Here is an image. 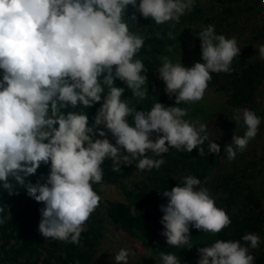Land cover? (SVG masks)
Instances as JSON below:
<instances>
[{
	"label": "clouds",
	"instance_id": "1",
	"mask_svg": "<svg viewBox=\"0 0 264 264\" xmlns=\"http://www.w3.org/2000/svg\"><path fill=\"white\" fill-rule=\"evenodd\" d=\"M128 6L135 9L130 17ZM193 7L194 0H0V185L9 195L23 187L43 204L38 229L46 239L79 244L86 222L100 204L92 185L102 182L105 160H111L114 172L134 161L136 169L150 171L165 163L162 154L170 148L187 153L199 149L200 156L206 155L202 146L209 141L207 125L185 119L189 109L178 105L201 101L211 73L234 70L232 62L241 51L235 37L217 34L213 25L203 27L198 38L204 63L185 67L160 57L159 78L166 93L175 96L176 106L156 102L148 111L131 106L133 99H145L148 91L147 69L137 58L145 36L131 31L129 22L136 23L139 12L157 25L174 22V27ZM168 35L172 37V32ZM167 50L171 52V46ZM258 52L264 60V45ZM117 79L131 91L130 98H122L125 88L115 86ZM101 102L90 124L84 109ZM234 119L237 126L242 120L246 130L225 146L229 161L247 148L261 124L249 109L238 110ZM207 150L219 154L221 149L209 141ZM42 164L50 165L47 177L31 183L27 178ZM162 196L167 203L160 205L161 235L169 246L191 249L190 227L215 235L232 223L193 175ZM242 240L245 243L218 239L198 248L197 264H254L249 246L259 247L260 236L248 232ZM107 243L104 248H109ZM130 254L120 249L116 264H128ZM159 258L161 264H180L171 252L160 251Z\"/></svg>",
	"mask_w": 264,
	"mask_h": 264
},
{
	"label": "trees",
	"instance_id": "2",
	"mask_svg": "<svg viewBox=\"0 0 264 264\" xmlns=\"http://www.w3.org/2000/svg\"><path fill=\"white\" fill-rule=\"evenodd\" d=\"M133 12L135 9L128 6L127 15L130 17ZM135 14L136 23L130 21L129 26L131 31L145 36L144 47L137 58L146 66L148 91L145 99L132 100L131 106L138 111H148L156 102L176 106L175 96L164 93L153 77L159 73L162 56H168L174 63L180 56L184 57L182 62L190 58L204 63L198 38L203 27L213 25L217 34L240 41V54L232 62L234 70L211 73L205 98L178 105L189 109L185 119H199L207 125L209 141L220 145V153L208 152L209 141L202 146L205 156L199 155V149L187 153L170 148L168 153L162 154L165 163L150 171L136 169L134 161L114 172L111 160H105L101 165L102 182L92 185L101 197L100 204L86 222L79 244L43 237L38 229L43 204L29 197L23 187L18 188V194L9 195L0 185V207L3 208L0 211V220H3L0 223V264H75L76 261L116 264L115 255L122 248L133 253L128 257V264H161L160 251L174 253L180 264H197L198 248L210 246L218 239L239 240L243 244L242 237L248 232L260 236L259 247L249 246V252L254 256V264H264V60L258 57V46L264 45V18L260 0H194L193 10L182 16L174 27V22L157 25L139 12ZM169 46L171 52L167 50ZM115 86L125 88L122 98L132 96L119 79L115 80ZM101 104L84 109L90 124ZM243 109L254 111L261 118V124L247 148L238 151L236 158L229 161L225 146L232 142L233 135L243 136L246 130L242 120L237 126L234 119L238 110ZM128 119L133 124V118ZM100 128L107 132L102 125ZM107 138L115 144L111 133ZM155 138L154 133L152 139ZM49 171L50 165L42 164L37 173L27 179L35 184L41 177L46 178ZM188 175L201 180L216 206L224 209L232 221L215 235L190 227L191 249L169 246L161 235L163 225L160 223L163 216L160 205L167 203L162 192L170 191ZM102 185L117 187L123 200L109 198L100 188ZM111 229L121 236L120 242L113 241V250L110 246L104 248Z\"/></svg>",
	"mask_w": 264,
	"mask_h": 264
},
{
	"label": "rangeland",
	"instance_id": "3",
	"mask_svg": "<svg viewBox=\"0 0 264 264\" xmlns=\"http://www.w3.org/2000/svg\"><path fill=\"white\" fill-rule=\"evenodd\" d=\"M238 46L240 47V41L238 42ZM183 58H184L183 56H180L179 58H177L176 62H181L185 67H192L196 62H200V63H202V61H201L200 59H199V60H197V59H195V60L191 59V60H190V58H188V59H186V61L182 62V59H183ZM153 80L156 81V82H158V83L160 84V86L162 87L164 93H166V92H165L166 85H165V83L159 78V73L156 74V75L153 77ZM205 97H206V95L204 94V97H203V98H205ZM210 101H212V99H211ZM213 101H214V100H213ZM102 186H103V189H104V190L107 189L105 192H106L107 196H109L110 198H113V199H120V198H121L120 195H119V190H118V188H116V187H109V188H108V187H106L105 185H102ZM113 241H119V236L117 235V232H115V231H112V232L110 233V235H109V239H108V243H107V247H109L110 244H111ZM119 242H120V241H119ZM113 248H115V247H112V250H113ZM135 252H136V251H135Z\"/></svg>",
	"mask_w": 264,
	"mask_h": 264
},
{
	"label": "built area",
	"instance_id": "4",
	"mask_svg": "<svg viewBox=\"0 0 264 264\" xmlns=\"http://www.w3.org/2000/svg\"><path fill=\"white\" fill-rule=\"evenodd\" d=\"M262 6H263V18H264V0H260Z\"/></svg>",
	"mask_w": 264,
	"mask_h": 264
}]
</instances>
